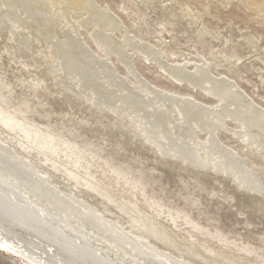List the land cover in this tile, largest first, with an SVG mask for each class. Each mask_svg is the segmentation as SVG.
Segmentation results:
<instances>
[{
  "label": "rangeland",
  "instance_id": "obj_1",
  "mask_svg": "<svg viewBox=\"0 0 264 264\" xmlns=\"http://www.w3.org/2000/svg\"><path fill=\"white\" fill-rule=\"evenodd\" d=\"M94 1L107 7L128 35L154 47L165 63L185 64L188 71L195 69V65H209L213 75L232 80L239 91L264 110V0H160L171 11L170 19L140 0ZM71 15H61L62 28L79 38L89 57L107 58L115 75L127 77L131 86L142 83L178 97L192 96L204 107L213 104L200 90L193 91L183 83L173 84L161 65L126 46L135 70L130 77L119 58L106 53L93 40L95 28L79 26L86 13L78 19ZM30 23L26 34L23 31L22 41L26 42L27 37L39 45L36 53L23 58L15 44V48L8 44L7 36L0 38V142L5 139L23 159L35 164L41 175L57 181H53L55 187L76 192L70 194L166 255L188 264H264V195L259 194V189L264 188V150L256 149L253 142L243 144L236 123L224 120L215 139L221 150L209 152L211 161L225 160L222 150L225 154L231 152L240 162L237 175L245 171L258 174L259 178L254 177L260 181L256 178L252 192L243 190L223 174L183 163L173 146L160 150V142L166 139L177 144H196L197 155L201 156L207 130L195 124L198 129L193 131L192 141L179 131L175 137L169 134V138L160 128L161 132L153 138L156 142L146 141L126 125L134 122V117H146L129 113L126 121L121 122L113 114L118 106L116 101L114 107L111 102L105 104L109 108L102 105L100 110L73 95L66 97L55 86L57 79H48L42 72L51 63L46 64L45 59L39 67L37 60L49 55L50 48L49 43H38L37 37L41 33L40 40L49 36ZM116 32L114 37L119 40L120 33ZM106 33L112 34L109 30ZM245 39L252 42L246 43ZM143 119L140 121L144 124L150 122ZM170 123L173 127L181 126ZM27 195L35 204L34 198ZM81 195L87 197L82 199ZM36 205L39 206L38 202ZM65 214L60 216L77 232L80 226ZM5 241L0 236V264H45ZM21 247L25 249L26 245ZM105 248L107 254L115 255L110 253L112 248ZM116 257L122 258L120 253ZM119 262L133 264L129 257Z\"/></svg>",
  "mask_w": 264,
  "mask_h": 264
},
{
  "label": "bare ground",
  "instance_id": "obj_2",
  "mask_svg": "<svg viewBox=\"0 0 264 264\" xmlns=\"http://www.w3.org/2000/svg\"><path fill=\"white\" fill-rule=\"evenodd\" d=\"M140 1L156 10L159 15L165 13L164 17L170 19L171 11H167L166 7L161 5L160 0ZM83 13H86V18L79 22V26L95 28L93 40L101 48H104L106 53H111L119 58L130 77L133 78L135 70L132 55L127 53V47L139 56L151 57L153 61L162 66V70L168 74L172 83H183L193 91L200 90L202 94L204 93L203 96L213 101V104L204 107L192 96L178 97L171 92L165 93L162 90H157L153 86L147 88L142 83V85L131 86L127 77H117L113 65L107 63V58H104L105 61L100 58L102 56L92 57V55L89 57L87 48L81 44L82 42H79V38L71 34L70 30L62 28L61 15L66 18L72 14L73 17H76L75 19H78L83 16ZM27 16L33 20H29ZM30 22L49 36L40 40L41 33L36 40L38 43L40 41V43H49L50 46L49 55L45 54L44 57L40 56L41 59L37 58L39 67L43 66L45 59L46 64L51 63L50 66L44 67L42 72H45L48 79L50 76L57 79L55 86L65 92L66 97L73 95L80 102L86 100L93 103L94 109L100 110H103L102 105L112 102L113 106V102L116 101L118 106L113 114L117 117L115 119L121 122L126 119L129 113H138V117L141 115V117H146L145 119L148 118L150 122L147 124L140 121L143 118L137 117H134V122H126L128 128H132L146 141L155 139L157 133L161 132L160 128L163 132L165 131L164 134L165 136L167 134V137L170 135L175 137L179 131L180 134L190 137L189 139L193 141L191 136L194 135L193 131L197 128L195 124H199L203 130L208 131V136L202 146L205 147L204 154L197 155L196 144L186 142L177 144L175 141L170 142L166 139L159 140V142L161 141L160 150L163 147L170 146L171 148L173 146L175 154L183 159V163L195 164L197 168L198 166L208 168L217 174H223L225 178L232 179L233 183L235 182L247 192L255 190L256 181H260L258 174H253L254 171L249 169L250 172L246 173L245 171L244 174L237 175L236 169L238 165L240 166V162L232 156L230 150V154H225L222 150L221 154L226 155L225 160L211 161L209 157L211 149L221 150L216 145L215 139L216 131L221 130L225 123L224 120L236 123L242 135L243 144L253 142L256 149L264 150V110L254 105L246 94L239 91L236 85L230 82L232 80L229 81L224 76L216 77L210 72L209 65L196 67L193 64L195 69L192 68L188 71L185 64L181 66L180 63L181 65L174 66L165 63L154 47L128 35L121 22L111 15L107 7L97 4L94 0H0V38L7 36L8 44L13 48L16 45L23 58L36 53L39 48V45L31 42L30 38L26 37V42L22 41H25L23 31L27 30L25 28L30 26L28 25L31 24ZM14 30L16 33H13ZM108 30L112 34L106 33ZM40 31L37 32L40 33ZM116 31L120 33L119 40L114 37ZM12 33L11 39L10 34ZM44 35L46 36V34ZM249 42L250 40H246V43ZM13 44L15 45L13 46ZM41 49L43 50V48ZM50 55H53V58H50ZM35 70L38 68L36 67ZM177 85L179 86V84ZM106 105L105 108H109ZM90 108L92 107L90 106ZM170 122H177L181 126L173 127ZM254 176L258 177H256L257 180ZM53 181L41 175L35 164L23 159L5 139H2L0 142V231L10 237L2 233L0 236H3L6 243H12L15 248L20 247L22 251H26L45 264H125L119 260H126L128 257L132 258L133 264H188L172 255H166L165 252L152 247L151 244L131 233L132 236L129 235L125 229L105 219L103 213L95 211L90 208V205L75 199L76 197L71 195L74 191L70 189L71 194L67 191L66 193L55 187L53 183L57 184V181ZM257 188L261 187L257 186ZM27 193L38 202L39 206L36 205V202L34 204L29 200ZM259 194L264 195V188L259 189ZM42 207L51 212L48 213ZM61 213L69 215L71 220L73 218L80 226V231L78 229L77 232L73 231L68 226L69 224L67 225V220L60 216ZM95 238L97 240H93ZM22 244L26 245L25 249L21 247ZM105 247L116 250H107L110 253L114 252L115 255L107 254ZM119 253L122 258L116 257Z\"/></svg>",
  "mask_w": 264,
  "mask_h": 264
},
{
  "label": "water",
  "instance_id": "obj_3",
  "mask_svg": "<svg viewBox=\"0 0 264 264\" xmlns=\"http://www.w3.org/2000/svg\"><path fill=\"white\" fill-rule=\"evenodd\" d=\"M24 14H25V13H24ZM27 18H28L29 20H31V21L33 20V18L30 19L28 16H27Z\"/></svg>",
  "mask_w": 264,
  "mask_h": 264
}]
</instances>
